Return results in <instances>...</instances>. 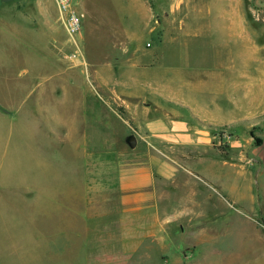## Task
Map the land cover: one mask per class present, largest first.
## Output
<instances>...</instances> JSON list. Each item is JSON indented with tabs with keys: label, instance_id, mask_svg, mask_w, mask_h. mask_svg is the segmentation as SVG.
Instances as JSON below:
<instances>
[{
	"label": "rangeland",
	"instance_id": "1",
	"mask_svg": "<svg viewBox=\"0 0 264 264\" xmlns=\"http://www.w3.org/2000/svg\"><path fill=\"white\" fill-rule=\"evenodd\" d=\"M259 2L251 0L252 19L258 20H251L250 30L253 43L260 46L256 53L264 60V11ZM130 7L129 0H80L77 10L84 24L99 28L105 52L116 38L115 25L129 21ZM57 17L54 0H0V264H264V119L235 129L210 126L214 135L227 132L220 142L213 138L210 148L220 154L233 152V170L222 159L198 164L201 159L191 154L176 157L190 171H180L183 184L171 188L170 201L158 204L161 216L172 215L157 232L159 248H146L150 242L143 239L139 252H119L123 249L118 239L110 242L84 231V183L114 190L124 160L118 146L130 148L115 140L114 130L123 125L112 77L105 78L104 87L94 77L82 39L64 47L66 34ZM93 39L88 49L96 46ZM77 47L90 75L87 78L78 65L69 72L75 85L91 89L100 111L95 115L87 107L71 108L74 136L70 132L67 139L57 131L61 125L47 92L65 66V59L58 62L59 49ZM182 81L206 88L218 84V79L190 73ZM38 97L49 106L38 107ZM75 97L70 94L71 106ZM217 112L220 120L228 118L226 111ZM172 148L184 153L201 149L179 144ZM89 163L91 173H85ZM38 185L43 188L39 200ZM49 186L57 198H45ZM192 188L205 196H178L191 194ZM70 195H75L74 204L64 205ZM68 215L75 230H53L51 224L64 223Z\"/></svg>",
	"mask_w": 264,
	"mask_h": 264
},
{
	"label": "crops",
	"instance_id": "2",
	"mask_svg": "<svg viewBox=\"0 0 264 264\" xmlns=\"http://www.w3.org/2000/svg\"><path fill=\"white\" fill-rule=\"evenodd\" d=\"M130 1L129 21L115 25L111 48L102 52L99 28L87 21L76 40L82 39L84 55L99 83L104 87L105 78L112 77V93L123 125L114 130L115 140L130 148L118 146L124 160L114 190L108 185L84 183L82 201L88 218L83 222L84 231L93 238L118 239L123 249L119 252L137 253L143 239H149L148 249L160 246L157 232L163 229L161 222L170 221L172 215L161 216L158 204L170 201L171 188L183 184L180 171H190L176 157L191 154L196 161L201 159L198 164L222 159L225 166L235 169L233 152L222 155L211 151L214 133L210 126L231 125L235 129L250 120L264 119V60L256 53L260 46L253 43L250 30L251 20H258L252 19L251 0ZM259 3L263 12L264 0ZM91 37L96 46L88 49ZM68 44L72 45L65 35L63 45ZM71 51L59 49L58 62L63 64L65 59V66L47 92L50 108L61 125L57 131H63L67 139L70 132L74 136L71 108L87 107L95 115L100 111V101L91 89L80 88L72 80L69 70L78 64L69 58ZM187 73L218 79V84L209 88L188 85L182 81ZM102 92L109 95L107 90ZM70 94L76 96L73 106ZM48 103L38 97V107ZM217 110L226 111L228 118L220 120ZM131 136L135 138L132 146ZM177 144L201 149L177 152L172 148ZM83 170L91 173L90 163ZM41 188L38 185V200L43 199ZM46 190V199L57 198L53 186ZM203 193L192 188L191 194L185 191L178 196L201 197ZM73 197L64 205H73ZM54 223L55 231L75 230L69 215L64 223Z\"/></svg>",
	"mask_w": 264,
	"mask_h": 264
},
{
	"label": "built area",
	"instance_id": "3",
	"mask_svg": "<svg viewBox=\"0 0 264 264\" xmlns=\"http://www.w3.org/2000/svg\"><path fill=\"white\" fill-rule=\"evenodd\" d=\"M54 2L58 11L57 19L62 24L67 39H69L73 45H77V41L79 40H76V37L83 30L82 16L77 10L80 0H54ZM69 58L75 61L78 65L82 66L86 77L89 78L90 72L88 70V63L83 58V55L78 47L71 51ZM225 137H227L226 131H221L219 134L216 133L213 136V138L219 142Z\"/></svg>",
	"mask_w": 264,
	"mask_h": 264
},
{
	"label": "water",
	"instance_id": "4",
	"mask_svg": "<svg viewBox=\"0 0 264 264\" xmlns=\"http://www.w3.org/2000/svg\"><path fill=\"white\" fill-rule=\"evenodd\" d=\"M134 142H135V138H134V136H131V140H130V145L132 146V145H134Z\"/></svg>",
	"mask_w": 264,
	"mask_h": 264
}]
</instances>
